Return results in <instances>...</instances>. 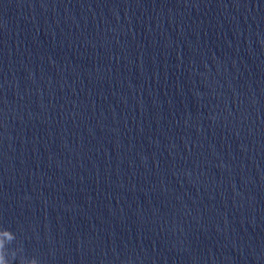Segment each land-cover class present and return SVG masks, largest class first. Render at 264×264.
<instances>
[{"label": "water", "instance_id": "obj_1", "mask_svg": "<svg viewBox=\"0 0 264 264\" xmlns=\"http://www.w3.org/2000/svg\"><path fill=\"white\" fill-rule=\"evenodd\" d=\"M0 229L39 264H264V0H0Z\"/></svg>", "mask_w": 264, "mask_h": 264}, {"label": "clouds", "instance_id": "obj_2", "mask_svg": "<svg viewBox=\"0 0 264 264\" xmlns=\"http://www.w3.org/2000/svg\"><path fill=\"white\" fill-rule=\"evenodd\" d=\"M16 240L14 233L7 229H0V264H39V261L33 258H27L23 255V248L10 250L9 246Z\"/></svg>", "mask_w": 264, "mask_h": 264}]
</instances>
